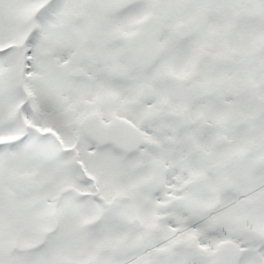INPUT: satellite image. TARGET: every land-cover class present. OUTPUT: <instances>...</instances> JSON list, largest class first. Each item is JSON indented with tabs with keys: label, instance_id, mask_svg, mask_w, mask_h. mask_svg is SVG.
<instances>
[{
	"label": "snow or ice",
	"instance_id": "snow-or-ice-1",
	"mask_svg": "<svg viewBox=\"0 0 264 264\" xmlns=\"http://www.w3.org/2000/svg\"><path fill=\"white\" fill-rule=\"evenodd\" d=\"M0 264H264V0H0Z\"/></svg>",
	"mask_w": 264,
	"mask_h": 264
}]
</instances>
